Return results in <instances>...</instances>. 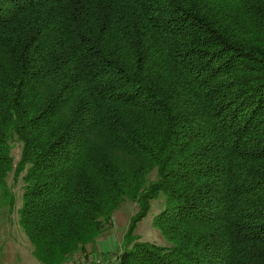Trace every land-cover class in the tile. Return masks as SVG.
Masks as SVG:
<instances>
[{
    "label": "trees",
    "instance_id": "trees-1",
    "mask_svg": "<svg viewBox=\"0 0 264 264\" xmlns=\"http://www.w3.org/2000/svg\"><path fill=\"white\" fill-rule=\"evenodd\" d=\"M11 172L41 264L85 259L127 201L115 264H264V0H0L13 207ZM161 194L166 246L136 234Z\"/></svg>",
    "mask_w": 264,
    "mask_h": 264
},
{
    "label": "rangeland",
    "instance_id": "rangeland-1",
    "mask_svg": "<svg viewBox=\"0 0 264 264\" xmlns=\"http://www.w3.org/2000/svg\"><path fill=\"white\" fill-rule=\"evenodd\" d=\"M13 156L17 164L21 156V144L13 142ZM151 180H156V173L150 176ZM8 189L11 196L15 200L13 207L9 203L0 202V258L6 264H30L31 260L36 263L39 261L33 256L32 245L19 224V209L22 206V198L24 192L23 175L15 176V172H11L7 179ZM10 198V197H9ZM11 199V198H10ZM165 195L152 202V208L147 217L139 224L136 234L144 242H151L157 245H168L167 240L161 232L155 227V217L165 208ZM138 204L127 201L114 215V227L111 231L105 233L98 241L94 250L88 252V256L81 260L100 259L115 264L117 257L123 249L124 236L127 232L132 217L138 212ZM41 264V263H40Z\"/></svg>",
    "mask_w": 264,
    "mask_h": 264
},
{
    "label": "built area",
    "instance_id": "built-area-1",
    "mask_svg": "<svg viewBox=\"0 0 264 264\" xmlns=\"http://www.w3.org/2000/svg\"><path fill=\"white\" fill-rule=\"evenodd\" d=\"M71 264H109V263L100 259H94V260L75 259Z\"/></svg>",
    "mask_w": 264,
    "mask_h": 264
},
{
    "label": "crops",
    "instance_id": "crops-1",
    "mask_svg": "<svg viewBox=\"0 0 264 264\" xmlns=\"http://www.w3.org/2000/svg\"><path fill=\"white\" fill-rule=\"evenodd\" d=\"M30 252H32V251H30ZM0 264H6V262L2 258H0ZM24 264H27V263H24ZM30 264H40V263L39 262L36 263L34 260H31Z\"/></svg>",
    "mask_w": 264,
    "mask_h": 264
}]
</instances>
